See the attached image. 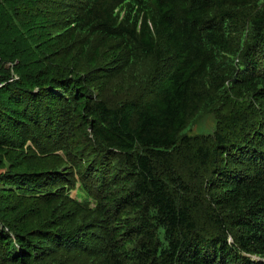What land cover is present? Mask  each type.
Returning <instances> with one entry per match:
<instances>
[{"label": "trees", "instance_id": "1", "mask_svg": "<svg viewBox=\"0 0 264 264\" xmlns=\"http://www.w3.org/2000/svg\"><path fill=\"white\" fill-rule=\"evenodd\" d=\"M0 83V264H264V0H0Z\"/></svg>", "mask_w": 264, "mask_h": 264}, {"label": "rangeland", "instance_id": "2", "mask_svg": "<svg viewBox=\"0 0 264 264\" xmlns=\"http://www.w3.org/2000/svg\"><path fill=\"white\" fill-rule=\"evenodd\" d=\"M6 66L9 67L10 63L9 64L7 63ZM11 74H12V78H17L16 75H13L14 74L13 70L11 71ZM0 87H1V83H0ZM215 124H216L215 119L211 115L207 114V115H204L201 118V120L194 126V131H197L198 133H210V132H212L214 130ZM190 130H191V127L189 126L186 129V131L190 132ZM75 192L76 191H73V193H75Z\"/></svg>", "mask_w": 264, "mask_h": 264}]
</instances>
